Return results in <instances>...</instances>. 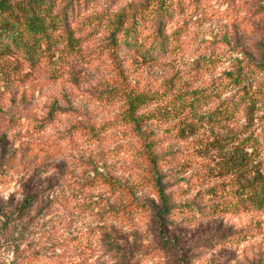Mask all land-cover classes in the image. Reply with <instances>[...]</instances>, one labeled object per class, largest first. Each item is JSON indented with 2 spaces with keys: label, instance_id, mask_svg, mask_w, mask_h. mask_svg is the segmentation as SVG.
I'll list each match as a JSON object with an SVG mask.
<instances>
[{
  "label": "rangeland",
  "instance_id": "obj_1",
  "mask_svg": "<svg viewBox=\"0 0 264 264\" xmlns=\"http://www.w3.org/2000/svg\"><path fill=\"white\" fill-rule=\"evenodd\" d=\"M146 1L90 0L61 21L74 27L70 46L55 42L35 67L0 61V264H180L179 254L184 264H264V209L234 205L255 170L264 177V72L251 79L262 83L251 118L214 109L239 97L223 74L264 57V0L183 1L162 44L147 28L148 48L110 46L120 13ZM135 96L138 125L123 115ZM143 142L164 160L176 249L158 243L152 210L109 212L127 200L159 207Z\"/></svg>",
  "mask_w": 264,
  "mask_h": 264
},
{
  "label": "trees",
  "instance_id": "obj_2",
  "mask_svg": "<svg viewBox=\"0 0 264 264\" xmlns=\"http://www.w3.org/2000/svg\"><path fill=\"white\" fill-rule=\"evenodd\" d=\"M88 1L90 0H0V61L12 59L18 67L20 66L19 60H24L30 64V67H35L38 64L37 61L41 58H47L55 42H65L70 46L73 39L72 28L74 27L70 21H66V23L61 21L65 17H70L71 14H77ZM183 1L200 4V1L203 2L204 0H147L146 3L130 7L127 11L125 9L120 13L116 22L109 27V45L114 48L119 41L126 44L138 42L148 48L152 45L153 40L148 39V36L143 40V37L140 36L141 30L147 31V28L151 29L147 32L160 39V44H162L164 27L167 24L170 11ZM57 29L62 30V32L53 33ZM259 72H264L263 56L258 63L247 62L242 64L240 62L233 72L223 74L222 79H220L223 81V86H230L232 90L237 89L239 97L235 95L227 101L219 102L214 108L218 109L217 116L228 114L229 109H245L251 118V110L258 103L257 90L262 86V83L253 85L251 79ZM201 98L203 96L197 97L196 102ZM214 98L219 97L213 93L206 96L208 101H212ZM128 101L130 107L125 109L123 115L131 123L138 125L144 117L142 113H137V110L145 102L140 100L139 96ZM1 112L3 113L2 109H0V114ZM135 130H137L140 138H146L145 133L140 128H135ZM143 148L141 155L143 157L146 155V160L151 166L152 186L158 196L159 207L146 203L137 204L132 200H127L126 203L121 202L117 207H111L109 212L115 217L114 220H117V218H125L126 212L131 213L133 208L146 212L152 210L154 212L153 223L158 231V243L164 249H176L165 234L164 217L169 215L172 207L168 206V197L163 191L161 168L164 160L158 157L156 149H151L150 144L143 142ZM244 152V149H240L242 160H247ZM247 156H251V153ZM103 178L105 181L108 179L110 186L112 185L117 189L124 188L126 191L131 190L130 188L127 189L126 186H121L111 175ZM235 192L239 199L234 203L235 206H242L246 202L255 210L264 209V177L260 175L259 171L255 170L253 176L248 178L245 184L237 188ZM131 193L129 192V195ZM26 196L28 197H25L24 200L27 201V204L24 203V207L28 206L31 201L30 196ZM134 204L135 207H133ZM234 205H226V210L232 209ZM244 207L245 205L239 208ZM178 263L184 264L181 254L178 255Z\"/></svg>",
  "mask_w": 264,
  "mask_h": 264
}]
</instances>
